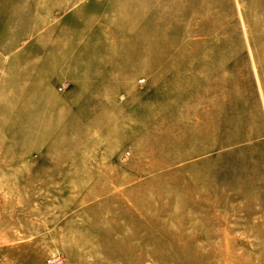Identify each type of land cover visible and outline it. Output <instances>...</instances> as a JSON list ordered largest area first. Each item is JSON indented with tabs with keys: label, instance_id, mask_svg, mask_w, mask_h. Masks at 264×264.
Masks as SVG:
<instances>
[{
	"label": "rangeland",
	"instance_id": "rangeland-1",
	"mask_svg": "<svg viewBox=\"0 0 264 264\" xmlns=\"http://www.w3.org/2000/svg\"><path fill=\"white\" fill-rule=\"evenodd\" d=\"M135 1L0 0V264H264V0Z\"/></svg>",
	"mask_w": 264,
	"mask_h": 264
},
{
	"label": "bare ground",
	"instance_id": "bare-ground-1",
	"mask_svg": "<svg viewBox=\"0 0 264 264\" xmlns=\"http://www.w3.org/2000/svg\"><path fill=\"white\" fill-rule=\"evenodd\" d=\"M152 0H142V2H138L137 0L134 2V3H141L142 4V6L143 7H145V8H143V10L144 9H146V11H142L143 13H145V12H147V8L148 7H150V5H149V3L151 2ZM177 3V2H176ZM160 11H163V12H165V13H167V10H165L163 7H157ZM120 16H124L125 18H126V20H122L123 21V26H124V29H129V27L130 26H133L134 24H135V22L131 19V15H130V13H128V11H127V9L125 10V11H116V14H115V18L116 19H118ZM119 21H120V19H119ZM131 28V27H130ZM110 31H109V36H110V33H111V36H116V37H118V38H120L119 37V33H120V31L118 32V33H116V30H114V29H109ZM99 32L101 33V34H103L104 33V31H103V29H99ZM63 34H66L65 32L63 33ZM64 37H65V35H60V38H62L61 40H59V42H61V43H59L60 44V47L62 46V41L64 40ZM138 39V38H137ZM133 42V41H132ZM158 42V41H157ZM157 42H156V40H154V39H149V40H147V42H146V48H148V49H151L152 47V45H153V48H154V46H155V44H157ZM63 47V46H62ZM74 48H75V45L74 44H72V45H70V46H66V47H64V52L65 53H67V51H69V50H74ZM63 48H60V50L59 51H61ZM149 51V50H148ZM152 51V50H151ZM149 51L148 53L150 54L151 53V55H152V60H154V58H156L157 57V53L156 52H154V51ZM54 53V55L56 54V55H58V56H60V55H62L63 53H61V52H58V51H56V52H53ZM63 58V57H62ZM158 77H160V75L158 76ZM4 129V128H3ZM1 134H2V132H1ZM227 243V242H226ZM186 250H187V254H188V256H191V257H193V255L194 256H196V255H198L197 254V249L195 250V249H193V250H190L188 247L186 248ZM230 255V254H229Z\"/></svg>",
	"mask_w": 264,
	"mask_h": 264
}]
</instances>
